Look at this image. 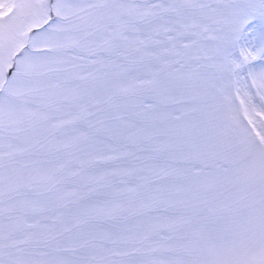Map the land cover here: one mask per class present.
Returning a JSON list of instances; mask_svg holds the SVG:
<instances>
[{"label": "snow or ice", "instance_id": "1", "mask_svg": "<svg viewBox=\"0 0 264 264\" xmlns=\"http://www.w3.org/2000/svg\"><path fill=\"white\" fill-rule=\"evenodd\" d=\"M0 264H264V0H0Z\"/></svg>", "mask_w": 264, "mask_h": 264}]
</instances>
